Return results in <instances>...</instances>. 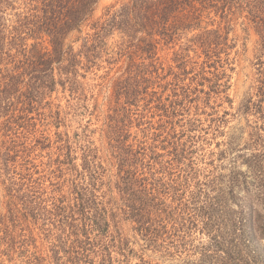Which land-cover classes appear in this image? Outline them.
Masks as SVG:
<instances>
[{"label": "trees", "instance_id": "1", "mask_svg": "<svg viewBox=\"0 0 264 264\" xmlns=\"http://www.w3.org/2000/svg\"><path fill=\"white\" fill-rule=\"evenodd\" d=\"M99 2L0 0V170L8 190L23 191L27 214L43 216L50 231L57 229L70 264H131L115 235L107 236L122 216L150 240L166 233L176 250L193 241L194 231L208 234L215 245L204 257L213 264H255L264 242V121L255 127L256 151L245 159L249 179L242 171L229 174L230 190L240 180L247 183L233 209L217 183L225 176L195 165L194 145L187 146L195 135L178 131L177 117L191 110L190 103L227 87L220 80L236 47L231 25L242 19L259 36L260 99L252 105L264 119V0H127L96 17ZM115 33L120 40L113 48ZM166 48L174 50V64L159 55ZM120 61L124 69L113 81L102 130L106 155L91 142L74 146L59 133L58 157L44 162L57 179L49 189L44 174L35 176L42 170L31 159L41 143L38 121L53 123L47 98L58 85L76 96L80 77ZM148 111L160 119L144 121ZM136 124L146 126L132 133ZM136 264L152 263L142 258Z\"/></svg>", "mask_w": 264, "mask_h": 264}, {"label": "rangeland", "instance_id": "2", "mask_svg": "<svg viewBox=\"0 0 264 264\" xmlns=\"http://www.w3.org/2000/svg\"><path fill=\"white\" fill-rule=\"evenodd\" d=\"M126 1L100 0L96 17L103 16L108 8H111L113 13ZM217 20L219 21V18ZM231 27L230 38L236 43V47L230 54L232 62L226 65V74H223L220 80L223 84L227 83V87H223L224 91L212 92V96L205 95L202 100L190 103L191 110L182 111L177 117V120L181 119L177 130L180 131L184 127L188 130L187 136L195 135L193 138H187V146L194 145L195 148V165L205 173L212 171L225 176L223 181L217 182L218 187L221 191L224 190V195L227 196V206L238 209V199L247 194L244 191L247 183L242 184L240 180L238 185L230 190L229 174L232 170L242 171V174L245 172V179H249L252 170L248 166L249 163H245V159L256 151L251 142L256 138L255 127L262 125L264 119L252 105L260 99L256 89L259 83L258 61L261 54L259 36L250 25L242 23V19L234 21ZM119 40L120 34L115 33L109 39L110 46L114 48ZM43 44L50 48L48 41ZM74 44L78 50L80 42ZM177 49L178 46L175 50ZM173 51L169 48L162 49L159 55L167 64H174ZM102 65L107 64L104 61ZM122 65L124 66V62L120 61L111 66V69L109 66L95 69L89 72L86 78L80 77L82 85L76 96H73L70 89L65 90L58 85L52 96L47 98L51 104L46 110L53 115L50 116L53 123L45 124L44 118L38 121L37 137L41 138V143L34 150L31 159L42 170L41 174L35 176L44 174L46 178L42 181L49 189L52 187L51 181L57 179L52 172L53 168L44 162L48 163L51 158L58 157V146L61 144L59 133L64 136L68 134L74 146L91 142L99 147L100 154L106 155L107 144L102 130L109 112V100L113 95V81L123 71ZM205 88L209 89L207 86ZM155 112L157 111L146 112L144 121L157 122L160 115ZM143 126L136 124L132 133L138 132ZM260 132L264 138V130ZM48 139V143H42ZM3 151L0 139V154ZM222 152H226L227 156L220 157ZM238 155L242 156L237 157ZM78 162H81L80 158ZM1 173L0 170V264H70L68 246L59 240L57 229L53 226L50 231L52 225L44 220L43 216L37 218L28 215L26 201L23 200L24 192L11 193ZM235 233L236 231L226 234L227 239L222 240V243L228 245ZM112 235H115L116 244L123 245L126 249L131 264L139 263L142 258L152 264H213L204 257L207 247L213 245L211 236L198 230L194 231L190 238L193 241L182 250H176L173 246L175 243H171L170 238H165L167 234L163 232L161 235L155 234L157 239L150 240L151 234H147L135 221L124 216L110 227L107 236L111 238ZM255 252V264H264V242L260 243L259 250ZM260 252L262 253L259 255Z\"/></svg>", "mask_w": 264, "mask_h": 264}]
</instances>
